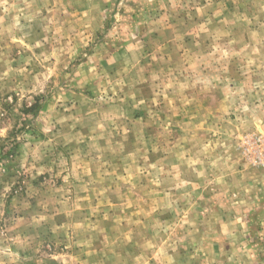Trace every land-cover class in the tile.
I'll return each instance as SVG.
<instances>
[{"label": "rangeland", "instance_id": "374dc122", "mask_svg": "<svg viewBox=\"0 0 264 264\" xmlns=\"http://www.w3.org/2000/svg\"><path fill=\"white\" fill-rule=\"evenodd\" d=\"M0 264H264V0H0Z\"/></svg>", "mask_w": 264, "mask_h": 264}, {"label": "trees", "instance_id": "16d2710c", "mask_svg": "<svg viewBox=\"0 0 264 264\" xmlns=\"http://www.w3.org/2000/svg\"><path fill=\"white\" fill-rule=\"evenodd\" d=\"M38 106H39V104H36V105H34L32 107L26 108L25 112L26 113H36Z\"/></svg>", "mask_w": 264, "mask_h": 264}]
</instances>
